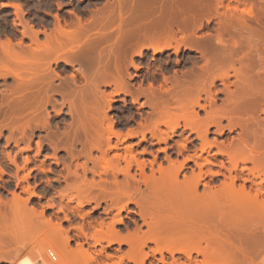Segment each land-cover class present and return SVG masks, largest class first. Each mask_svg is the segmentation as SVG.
Segmentation results:
<instances>
[{"label": "bare ground", "instance_id": "1", "mask_svg": "<svg viewBox=\"0 0 264 264\" xmlns=\"http://www.w3.org/2000/svg\"><path fill=\"white\" fill-rule=\"evenodd\" d=\"M107 1L105 7L93 11L89 20L84 21L80 16H76L77 21L72 23V29H65V26L59 24L56 33L52 34V37L48 35L50 55L64 52L68 46L77 44L78 49L76 46L69 48L65 57L61 54L62 57H58L55 62L62 59L67 65H74L85 58V61L94 63L93 74L89 76L91 80L85 88L69 93L62 92V86L56 89L53 75L48 72L49 64L42 62L44 54L39 53L33 54V63L26 65L25 77L16 76V91L21 97L9 104L8 108L14 114L28 111L32 115L28 124L21 127V132L24 134L26 129H32V125L37 127L42 124L43 127H48L47 107L53 104L51 92L62 94V107L68 105L74 123L71 130L64 135L53 133L49 140L55 150L61 145L69 149L72 157L78 156L72 152L77 144L89 149H101L104 146L112 149V138H116L120 144L141 134L143 140H146V132L152 133L154 138L157 136L159 143H167L171 139L170 133L174 134L183 126V121L184 128L196 134L201 142L200 152L206 153V157L193 152L180 161L165 154L168 166L158 164L157 169H154L156 155H153L151 172L146 174V163L139 162L133 147L129 145L125 147L126 153L116 154L113 161L106 158V152L103 153L101 168L103 173L110 175L112 179L104 180L101 184L94 181H86L85 184L81 181V185L77 183V196L84 195L85 198L82 200L76 197L79 198L77 208L81 209L94 202L99 205L100 202L109 200L111 208L117 210L115 223L122 224L121 212L128 209L129 203H133L147 227L145 232H142V227H138L134 233L124 237L113 229L112 223L105 233L101 231L97 235L94 245L106 242L108 246L123 244L130 247L129 254L112 264H122L124 260L145 264L150 257V254L145 252L149 243L155 245L152 256L159 254L162 264L165 263V254L171 256L174 261L172 264H178L176 260L182 257L188 264H198L197 256L202 257L201 264H245L255 257L261 259L258 264H264V0H232L238 3L235 7L225 5L227 0ZM127 1L131 3L130 6L126 5ZM240 5L245 6L244 10L243 7L240 9ZM214 18L218 19L219 25L215 35L200 37L198 32L203 29L205 23H210ZM115 24L114 42L109 51L105 52L103 44L109 42L113 34V31L107 29L110 30ZM4 45L2 44V47ZM6 45L11 46L9 50H14L12 44ZM182 46L199 52L206 62L204 69L201 68L202 73L199 71L198 74L194 72V75H190L189 80H200L196 89V86L193 88V85L185 80L187 82L184 83L182 91L169 95L155 92L146 95L144 92L136 93L131 90L128 69L140 68L135 63V56L141 57L144 50L149 49L154 54H162L170 49L178 53ZM8 49L6 48L7 51ZM112 56L113 66L110 65ZM225 66L228 71L220 74ZM112 68L113 72L110 71ZM53 74L58 77V74ZM81 74L85 79L88 77L85 71ZM231 77L238 83V86L235 84V91H230L229 85L225 84ZM99 79L107 80L105 84L112 85L114 90L110 94L102 92L97 83ZM216 80H221L227 89L222 90L224 93L227 91V95L220 107H213L215 102L212 100L214 96L211 88ZM188 83L191 86H187ZM196 91L198 94L208 93L213 102L211 105L210 101L212 110L206 112L205 117L199 118L196 112V107L206 110L205 105L199 102L201 98H196L197 101L193 104L185 106L184 103V115L181 114L180 118H164L171 113L170 103L172 100L178 101V94L184 92L185 99L197 93ZM119 94L131 96L134 102L141 95H146L149 106L158 119L150 124L140 125L143 126L142 131L130 130L123 135L119 130H115L114 122L108 118L106 108L110 110L111 104L108 103H112L114 96ZM167 95L168 97H165ZM61 111L62 109L59 112ZM224 120L227 121L226 126L223 125ZM161 125L166 126L168 130L162 131ZM211 127H216V135L221 139L228 130L233 132L239 129L240 133L238 137H231L229 140L228 137L221 141L218 137L211 140ZM17 129H20L18 119L12 123L11 134ZM183 141L182 147L185 150L189 140L186 138ZM16 144L18 145L17 140ZM38 146L40 148V143ZM117 147L115 146V149ZM26 148L30 149V143ZM213 148L217 149L215 155L209 153ZM218 156L221 159L218 160ZM87 158L92 160L90 153ZM191 160L195 161L198 171L193 169L191 174L187 175L185 169ZM28 161L27 159L26 164ZM121 162H125V167L120 166ZM134 164L140 171L139 179L131 175ZM248 164L251 167H247ZM206 165H211L212 168H205L208 170L204 171L203 167ZM213 166L217 170H212ZM0 173L3 174L1 167ZM120 175L124 177L122 181L118 180ZM207 176L222 177L223 181L212 186L210 182H205ZM84 177L82 180L86 179ZM27 178L28 176L24 179ZM81 186L83 189L79 188ZM95 189H98V195L93 194ZM28 201L16 195L14 203H17V206L14 207L26 208ZM42 213L40 215L43 216ZM61 227L56 224L54 229L63 232ZM77 230L86 235L82 228ZM13 235L16 236L15 233ZM13 235L0 232V260L9 254L5 249L8 243L17 239ZM69 240V237L62 235L58 238V241ZM77 254L80 255L76 253L69 256L72 258ZM176 254L179 258L175 260ZM194 254L196 257H193ZM44 255L42 251L36 252L34 263L71 264L74 261L69 263L71 258L67 260L68 255L65 257L61 254L59 262L50 263ZM90 258V262L95 261L92 257L88 259ZM82 259L79 262L83 261ZM86 260L84 263H87Z\"/></svg>", "mask_w": 264, "mask_h": 264}, {"label": "rangeland", "instance_id": "2", "mask_svg": "<svg viewBox=\"0 0 264 264\" xmlns=\"http://www.w3.org/2000/svg\"><path fill=\"white\" fill-rule=\"evenodd\" d=\"M128 1L126 5L130 6L131 3ZM107 2V0H0V167L3 170V174L0 173V232L4 231L10 235L15 233L16 236L13 235V237L17 238L14 240L15 242H9L8 247L6 246L5 249L9 251L7 252L9 254H6L3 257L4 259L0 260V264H36L34 263V257L38 251H42L45 254V259L49 261L46 255L48 248H52L57 252L59 261L61 254L65 257L68 255L66 257L68 260L71 258V254L79 253L80 255L77 254L78 261L76 260L77 255L68 261L69 263L73 260L77 261L76 263L73 261L71 264H112L118 262L120 257L129 254L130 247L128 245L113 244L108 246L106 242L94 245V241L98 237L97 235L101 231L105 233L112 223L113 229L124 237L128 236L129 233H134L138 227H142V229L140 228L142 232L147 231V227L140 218L138 208L133 203H129L128 209L121 212L123 223L117 224L115 223L117 210L111 208L112 205L109 200L102 201L99 205L94 202L86 204L81 209L77 208L78 199L84 198V195H81L82 197L77 196L76 187L81 185V181L82 184H85L86 181L87 183L91 181L102 183L104 180L112 179L110 175L103 173V168H101L103 166L102 155L106 152V158L113 161V159H116V154L121 153L124 155L126 153L125 147L129 145L133 147V152L139 162L144 161L146 163V174L151 172V161H154L155 155L156 163L153 164V168L157 169L158 164L164 167L168 166V160L165 159L166 155H170L174 160L182 161L185 157L192 155L193 152L198 155L202 154L199 149L201 142L194 132L184 128L182 120L180 122L183 126L178 128L174 134L170 133L171 139L167 143H159L157 136L154 138L152 133L146 132V140H143L141 134L122 141L120 144L116 138H112L114 147L112 149L106 146L101 149H89V147L84 148L82 145L77 144L72 152L78 155V158L72 157L71 153L68 152L69 149H65L62 145L55 150L49 140L51 134L56 133L62 136L71 130V125L74 123V118L69 114L68 105L62 107L64 101L60 92L50 93L54 105L47 107L49 113L48 127H43L42 124L37 127L32 125V129H26V132L22 133L23 129L21 127L28 124L32 115L28 111L14 114L8 108L9 104L21 97L16 91L18 88L16 76L25 77L26 65L33 63V54L39 53L44 54L42 62L49 64H47L49 66L48 72L53 75L56 89H60V86H62L64 87L62 92L69 93L75 89L85 88L91 80L89 76L93 74L94 63L85 61V58L74 65H67L64 61H61L62 59L55 62L58 57H62L61 54L65 57V52L69 48L75 46L77 48V44L68 46L64 52L60 51L50 55L48 35L52 37V34L56 33L59 24L62 27L65 26V29H72V26H74L72 23L77 21L76 16H80L84 21L89 20L93 11L105 7L108 4ZM228 4L233 7L238 6V3L232 0L225 1V5ZM239 7L240 9L243 7L242 10L245 8L242 5ZM216 19H212L210 23H205L203 29L198 32L200 37L205 38L207 35L216 33L219 28L218 19ZM116 25H112L110 30L107 29V31H113V34L110 41L103 44L105 52L109 51L114 42ZM34 32H38V34H34ZM63 41L65 40L63 39ZM6 43L12 44L14 50L10 49V52L8 48L11 46L8 47ZM2 44L7 47L5 45V47H2ZM76 50L74 49V51ZM45 54H48V56H45ZM134 60L140 68L135 70L133 67H129L128 73L131 78L128 83L133 92H144L146 95L151 92L169 95L176 91H182L184 83L187 81L194 88V86L200 84V80L189 79L194 75L192 74L194 72L195 74H198L199 71L202 73L201 68L206 63L199 52L185 49L184 46L180 48L178 53L174 52L173 49L166 50L162 54H154L151 49L144 50L143 56H135ZM113 64L112 56L110 65L113 66ZM83 71L88 74L86 79L81 74ZM110 71L113 72V68ZM227 71L228 68L225 66L221 69L220 74ZM229 72L233 75L231 70ZM53 73L58 74V77L54 76ZM125 76H127V73ZM97 83L105 94H110L114 90L112 85L105 84L107 80L99 79ZM190 84L187 86H191ZM225 84L229 85L230 91H235L238 83L234 77H231ZM222 90H227L226 86L223 85L221 80H216L211 88L212 96H214L212 100L215 102L213 107L215 105L220 107L225 101L227 91L224 93ZM193 94L185 99L184 92L178 94V101L174 102L172 100L173 103H170L171 113L164 118H180L184 112H182L184 103L185 106L186 104H193L197 101L196 98H201L200 104L206 107V110L196 107L198 110L196 112H198L199 118L205 117L206 112L212 110L210 101L211 105L213 102L209 94H198V92ZM146 95H141L136 102L128 95L119 94L114 96V101L108 103L111 104L110 110L106 108V112L108 111V118L113 120L115 130H119L123 135L130 130L142 131L144 124H150L151 121L158 119L157 114L149 106ZM168 95L165 97H168ZM60 109H62L61 112H59ZM262 117L264 118V115ZM16 119H18L20 129L11 134V126ZM140 125L143 126L140 127ZM223 125H227L226 120L223 121ZM160 129L165 132L168 130L163 125ZM216 130V127L210 128L209 137L211 140L218 137ZM239 133V129L233 132L228 130L225 131L222 138L226 140L225 138L228 137L227 140H229L231 137H238ZM186 138L189 142L184 150L182 141ZM218 139L219 141L223 140L221 137H218ZM29 143L30 149L27 150L26 147ZM38 143H40V148ZM115 146L118 147L115 149ZM216 152V148L209 150L211 155H215ZM89 153L92 160L87 158ZM202 155L207 156L206 153ZM27 159L29 161L26 164ZM219 159L221 158L218 156ZM125 165V162L120 163L121 167H125ZM83 167L86 168V173H84L85 168ZM208 167L212 168L211 165H206L203 167L204 171L208 170L205 169ZM213 167L212 170H217L215 166ZM247 167H251V165L248 164ZM193 169L196 172L198 171L194 160L188 162L185 174L190 175ZM94 173L97 174L94 175ZM131 175L135 176L136 179L141 178L136 164L131 169ZM27 176L28 178L24 179ZM83 177L86 179L82 180ZM210 177H205V182H210L212 186L219 185L223 181L222 177ZM180 178L182 179V176ZM123 179L122 175L118 177L119 181ZM79 188H82V186ZM202 189L203 187H201ZM93 194L98 195V189H95ZM16 195L20 196L22 200H29L26 208L25 206L19 207V209L14 207L17 206L15 205L17 203H14ZM11 203L12 205H10ZM41 212H43V216L40 215ZM56 224L62 226L63 232L54 229ZM78 228H82L86 235H82L77 230ZM61 235L69 237V242L58 241ZM17 236H20L22 240ZM154 248L155 245L152 243H149L145 248V252L150 254L145 264H162L159 262L161 259L159 254L152 256ZM262 256L264 257V254ZM82 257L85 259H82ZM89 257H92L95 261L90 262L91 258L89 260ZM193 257H196V255L194 254ZM178 258L179 255L176 254L175 260ZM196 258L199 264L202 257L197 256ZM80 259L83 261L79 262ZM253 259H250V263L246 262L245 264H258L261 262L258 257ZM85 260L87 263H84ZM165 261L168 264L174 262L169 254H165ZM176 262L178 264L187 263L183 257L176 260ZM122 264H134V262L124 260ZM191 264H195V262Z\"/></svg>", "mask_w": 264, "mask_h": 264}, {"label": "built area", "instance_id": "3", "mask_svg": "<svg viewBox=\"0 0 264 264\" xmlns=\"http://www.w3.org/2000/svg\"><path fill=\"white\" fill-rule=\"evenodd\" d=\"M47 258L49 259L50 263H57L59 262L58 254L52 248H48L46 251Z\"/></svg>", "mask_w": 264, "mask_h": 264}, {"label": "flooded vegetation", "instance_id": "4", "mask_svg": "<svg viewBox=\"0 0 264 264\" xmlns=\"http://www.w3.org/2000/svg\"><path fill=\"white\" fill-rule=\"evenodd\" d=\"M192 161V160H191ZM196 165V164H195ZM197 167V166H196ZM198 168V167H197ZM133 213H135V212H133ZM159 262H160V260H159ZM161 263V262H160ZM167 263V261H165V263L164 264H166ZM168 264V263H167Z\"/></svg>", "mask_w": 264, "mask_h": 264}]
</instances>
